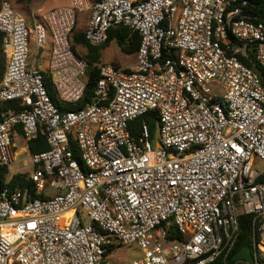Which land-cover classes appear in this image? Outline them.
I'll return each instance as SVG.
<instances>
[{
  "label": "built area",
  "instance_id": "1",
  "mask_svg": "<svg viewBox=\"0 0 264 264\" xmlns=\"http://www.w3.org/2000/svg\"><path fill=\"white\" fill-rule=\"evenodd\" d=\"M246 4L66 0L31 11L30 24L1 1L0 103L17 107L0 111V264H112L108 249L122 243L141 255L120 264H227L239 211L252 216L253 264H264V168H254L264 162V85L243 61L253 47L264 68V22ZM86 12L89 44L127 27L140 39L136 61L98 64L90 101L62 110L47 83L62 103L83 97L88 63L71 41ZM47 33L43 69L29 56ZM153 110V136L144 121L132 135L130 122ZM19 131L48 145L28 156L33 194L9 187Z\"/></svg>",
  "mask_w": 264,
  "mask_h": 264
},
{
  "label": "trees",
  "instance_id": "2",
  "mask_svg": "<svg viewBox=\"0 0 264 264\" xmlns=\"http://www.w3.org/2000/svg\"><path fill=\"white\" fill-rule=\"evenodd\" d=\"M2 0H0L1 3ZM98 1V0H91ZM247 4L244 5L243 12L247 15H250L255 20L264 22V0H246ZM2 32H0V78L5 70L6 66V56L2 44ZM111 41H115L119 46L122 52L125 54H132L136 52L140 39L136 33H132L127 27H118L114 29H110L108 32V37L105 43L100 45H91L89 44L84 37L83 31L73 32L72 34V48L73 50L83 57L88 63V67L86 70V80H85V89L83 97L77 101L76 103H62L56 100L54 89L47 83L48 93L49 95L55 99L56 104L62 110H77L86 105L88 101H90L94 87L99 79V70L97 65L103 63L101 59L102 50H104ZM81 45L86 48L85 53H81L78 51L77 47ZM244 63L258 71L261 76L262 84L264 85V68H262L255 59V50L253 47L247 49V57L243 58ZM112 64L118 66V63L111 62ZM128 70V69H127ZM17 107L16 101H7L4 103H0V111L3 109H15ZM146 122L149 125V132L151 137L155 131L156 125V112L150 111L142 114L141 116L136 117L129 124V129L132 135L135 137L138 136L140 126L142 122ZM18 133H21L19 131ZM22 134V133H21ZM27 147L30 154L37 153L43 150L48 149V145L46 139L43 135L39 134L36 138L27 141ZM78 154V151H76ZM8 173L7 166L0 165V183L2 184L6 174ZM19 186L22 190L25 188L28 189V192L33 194L32 183L28 178L27 173H15L12 175L9 187L14 188ZM251 215L245 214L243 212L238 213V222H239V233L235 245L228 256L227 264H245L244 262L235 263L232 260V255L238 251L242 247H249L250 250L254 251V240H253V232L251 227ZM112 246L109 247L108 252H110Z\"/></svg>",
  "mask_w": 264,
  "mask_h": 264
},
{
  "label": "rangeland",
  "instance_id": "3",
  "mask_svg": "<svg viewBox=\"0 0 264 264\" xmlns=\"http://www.w3.org/2000/svg\"><path fill=\"white\" fill-rule=\"evenodd\" d=\"M43 0H9V2L19 11H21L30 24H32L33 19L31 16V11L40 8V3H42ZM38 15H36L37 18ZM83 20L82 17L78 16V23L77 25L80 27L79 29H82V25L79 24ZM49 33H47V44L43 47L42 53L39 55H36V49L32 46L31 53L29 56V62L34 64L35 66L40 65L43 69L46 68L47 63V52L49 50ZM80 52L85 51L83 47H79ZM35 53V54H34ZM122 58V61H125L126 65L133 62V56L130 54H125L121 51L119 46L116 44L115 41H112L109 43V45L102 51L101 53V59L103 62H116L119 65L122 63L119 61V58ZM214 89L216 90V93H220L221 86L218 84L213 85ZM223 91L220 93V96H222ZM18 142L17 140L15 141ZM17 149L21 146V144L18 142ZM27 153H20L18 155H15V160L11 164L14 169L21 167L26 158ZM254 168L257 170H262L264 168V162L261 160H256L254 163ZM11 174L14 173V170L10 171ZM141 255V250L137 246L136 243H122V244H116L115 247L111 250V252L108 255V261H110L112 264H120L125 261L133 260Z\"/></svg>",
  "mask_w": 264,
  "mask_h": 264
},
{
  "label": "crops",
  "instance_id": "4",
  "mask_svg": "<svg viewBox=\"0 0 264 264\" xmlns=\"http://www.w3.org/2000/svg\"><path fill=\"white\" fill-rule=\"evenodd\" d=\"M65 3H66V0H43L42 3H40V8H37L35 10H38V11H40L39 13H42V11H44V10H47V9L55 7V6L64 5ZM78 16L83 18V20H81L82 22L79 24L80 26L82 25L83 28L79 29L80 27L76 24L73 32H77V31H80V30L84 31V29H85V27L87 25L88 18H89V12L79 13L77 15V23H78ZM79 47H82V46L79 45L77 47L78 50H79ZM83 48L85 49V51H84V53H85L86 52V48L84 46H83ZM81 53H83V52H81ZM130 55H132L134 57L133 58V62H131L127 66L125 61H122V58L120 57L119 61L122 62V63L120 65L119 64L118 65L123 67V68H128V67L132 66L135 63V61H136V52H134V53H132ZM13 140H14L15 150H16V148L18 146L17 145L18 142L21 144L19 149L16 150V155H18L20 153H25V152L27 153V155H26V158H25L24 162L22 163L23 165L21 167L14 169L13 166H11V171L14 170V173H12V175L15 174V173H29L30 169L28 167H26V165L28 163V156L30 154L29 150H28V147H27V142L24 140L23 134L18 133V132H16L14 134ZM16 140L18 141L17 143L15 142Z\"/></svg>",
  "mask_w": 264,
  "mask_h": 264
},
{
  "label": "water",
  "instance_id": "5",
  "mask_svg": "<svg viewBox=\"0 0 264 264\" xmlns=\"http://www.w3.org/2000/svg\"><path fill=\"white\" fill-rule=\"evenodd\" d=\"M232 259H234V260H236V259H244L249 264H253V262H254V258L252 256V253H251V250H250L249 247L240 248L238 251H236L232 255Z\"/></svg>",
  "mask_w": 264,
  "mask_h": 264
}]
</instances>
